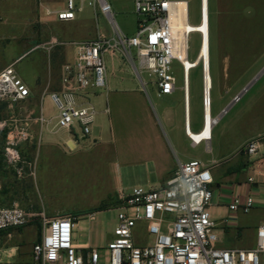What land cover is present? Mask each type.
<instances>
[{
  "label": "built area",
  "instance_id": "1",
  "mask_svg": "<svg viewBox=\"0 0 264 264\" xmlns=\"http://www.w3.org/2000/svg\"><path fill=\"white\" fill-rule=\"evenodd\" d=\"M86 7L104 17L113 37L99 35L94 40L71 43L75 49L74 61L62 69L61 89L49 94L56 108V127L76 133L79 140L91 135L97 110L89 100V92L106 88L104 56L120 53L131 64L142 86L148 85L143 81V75L152 79L150 84L157 89L159 96H170L176 91L173 64H179L188 138L193 145L204 144L208 147L212 137L204 136L203 132L207 126L213 131L227 111L225 108L213 116L212 102L206 93V82L210 75L209 0H200L197 25L190 24L189 1L134 0L138 23L133 37H127L120 31L109 0H64V7L55 14L60 22H73ZM186 24L192 27H186ZM180 33L184 36L183 43L179 39ZM192 35H198L200 39L198 54L193 61L189 60ZM208 39L209 49L205 55L203 48ZM197 67L201 69L203 124L201 130L196 132L199 137L195 140L188 128L189 74ZM246 90H242L234 101L238 102ZM29 96V88L14 65L0 71V105L12 107L26 101ZM36 121L40 126L48 124L42 115ZM12 124L4 154L9 156L12 163H16L19 154L11 149L21 142L32 143L34 135L29 127L30 122L15 123L13 120ZM5 128V125L1 126V129ZM263 147L264 136L257 137L248 141L240 154L250 160L257 157ZM263 167L255 164L249 167V184L257 183L256 176L262 173ZM17 171L20 173L21 169ZM212 183L210 168L200 160H192L180 164L164 186L156 189L136 186L131 188L129 194L122 192L116 207L113 238L104 251L75 245L74 217H48L42 212L36 214L27 211L17 203L2 206L0 244L2 232L25 228L38 221L41 234L32 248L36 264H263L264 225L257 228L256 244L252 250L221 249L217 246V224L209 213ZM254 206V198L247 196L244 201L236 198L229 209L247 214ZM142 224L152 237L151 244L146 246H138L134 241V230Z\"/></svg>",
  "mask_w": 264,
  "mask_h": 264
},
{
  "label": "crops",
  "instance_id": "2",
  "mask_svg": "<svg viewBox=\"0 0 264 264\" xmlns=\"http://www.w3.org/2000/svg\"><path fill=\"white\" fill-rule=\"evenodd\" d=\"M43 3L41 1L42 5ZM93 13L95 19L101 16L94 11ZM7 14L12 16L16 13L10 8ZM35 20L42 30L40 32L42 43L34 39V34L8 31L13 23L0 24L2 26H0V40L5 37L11 39V42L5 44L0 51V56L5 55L9 45L20 47L25 39L35 43L28 51L19 54L18 58L3 60L0 63V71L10 65L15 67L16 63L30 51L43 49L50 59V64L43 73L29 74L15 67L18 75L29 88L30 96L26 101L16 105L19 110L14 108L15 106L0 105V110H8L11 114L9 119L0 122V135H8L9 131L2 130L12 128L13 120L15 123L30 122L29 127L34 135L32 143L21 142L11 149L19 154V160L16 163L0 160V207L17 203L27 211L36 214L42 212L48 217H53V214L49 215L46 212L48 208L45 204H41L39 197L35 198L30 194L35 192V182L40 175L45 181L48 176L57 173L44 168L40 169L41 164L44 167L49 166L54 164L52 159L64 157L66 159L65 173L75 177L77 181L91 183V191L98 200L97 204L91 208L93 212L63 215L76 218L75 229H77L82 217H92L116 209L122 192L129 194L131 188L136 186L154 189L164 186L174 176L180 164L200 160L195 158L194 151L201 146L207 147L204 144L193 145L188 138L181 87L177 86L176 91L170 96H159L157 89H153V85L148 91L147 88H143L139 79L141 86L134 79H126L123 75L128 72L122 65V61L126 59L120 53L104 56L106 88L104 98L102 95H96V102L93 103L97 115L92 125L91 135L84 140H79L76 133L59 130L56 127L57 113L54 104L50 99L55 112L46 114L44 101L48 94L61 89L62 69L65 65L73 63L75 49L71 44L59 45L60 38L52 36L54 35L52 31L57 29V24L62 23L57 20L56 14H53V17H47L42 13ZM73 22L78 21L76 19ZM81 25L79 24V29L85 32V36L95 35L94 29L87 30ZM97 35L113 37L112 32L99 30ZM107 58L108 61H106ZM8 62L11 64L3 67V63ZM119 74L122 76L120 77ZM41 115L48 120V124L41 126L38 124L36 119ZM188 122L191 133H196L194 131L200 127V122L192 117L190 98ZM3 125L6 126L5 129H1ZM45 135L47 137L56 135L58 138L53 140L46 138L44 143ZM253 136L255 137L252 139L262 137L264 131H257ZM211 137H213V131ZM200 161L204 164L202 160ZM228 164L222 171H217L216 166L204 164L210 168L213 177V183L210 186L213 196L209 213L211 219L217 224L215 229L218 236L217 246L221 249L252 250L256 244L257 228L264 225V167L262 173L256 176L257 183L249 184L247 178L252 164L264 165V147L257 157L249 160L245 155L239 154L233 164ZM18 169H21L20 173ZM247 196H252L255 201V206L249 213L230 211L229 206L236 198L244 201ZM37 198L40 205L37 203ZM35 203L37 206H34ZM105 204L108 206L100 210ZM57 215L60 214H55ZM36 226L35 234L38 237L34 238V245L40 236V225L35 222L25 228L2 232L1 242L5 236L11 238L14 231L28 232L30 227L36 228ZM27 237L31 236L27 235ZM112 238L113 230L110 232L109 241ZM74 243L80 248L89 247L86 246L87 243L77 241V232H74ZM2 259L3 254L0 253V263Z\"/></svg>",
  "mask_w": 264,
  "mask_h": 264
},
{
  "label": "rangeland",
  "instance_id": "3",
  "mask_svg": "<svg viewBox=\"0 0 264 264\" xmlns=\"http://www.w3.org/2000/svg\"><path fill=\"white\" fill-rule=\"evenodd\" d=\"M185 1H189L190 24L197 25L200 19V0ZM109 3L112 5L114 19L120 31L127 37L135 36L138 19L134 13V0H109ZM62 7H64L62 0H0V24L13 23L8 31L34 34V39L42 43L43 39L40 37L42 30L35 18L40 17L42 13L47 17H53L55 11ZM10 8L16 13L15 15L7 14ZM10 18L13 19L10 20ZM77 21V23L57 24V29L52 31L54 34L52 36L60 38L59 45L97 39L98 30L111 33L110 25L101 16L95 19L91 8L86 7L82 13H78ZM209 21L210 74L213 83V89L211 84L212 115L217 116L225 108L227 111L214 128L210 145L207 148L204 146L197 148L194 154L195 158L202 160L204 164L216 166L217 171H222L227 167V163L233 164L237 160L246 143L255 137L253 134L264 131V0H209ZM79 24L85 26L82 27L84 29H94L95 35L85 36V32L79 29ZM206 41L209 49V39ZM9 42L11 39L7 37L0 40V51ZM33 45L35 43L26 39L20 47L9 45L5 55L0 56V63L3 60L18 58L19 54L28 51ZM199 46L198 35H192L189 41V60L193 61L196 58ZM10 64L3 63V67ZM49 64L48 54L43 49H39L27 53L15 67L29 74L43 73ZM122 65L128 72L123 77L128 80L134 79L140 85L131 64L123 60ZM173 73L177 79V86L181 87L182 71L176 62L173 64ZM119 76L122 75L119 74ZM189 78L191 114L193 119L200 122L201 127L203 115L200 67L190 71ZM142 79L148 83L143 88L149 91L152 88L150 84L152 79L147 75H143ZM244 89L247 90L239 101L235 102L234 99ZM89 94V100L94 103L96 95H102L104 98L105 90L90 91ZM14 106L16 108V105ZM44 106L46 114L55 112L49 94L45 98ZM10 117L8 110H0V122ZM200 127L194 132L199 131ZM2 131H9V127ZM46 138L53 140L58 136L45 135L44 143ZM6 143L7 135H0V160L4 162L10 161L9 156L4 154ZM52 161L54 164L45 167L41 164L40 169L44 168L57 173L48 176L45 181L40 175L35 182L36 190L30 195L39 197L41 204H45L48 208L46 212L49 215L53 214V217L93 212L91 208L97 204L98 200L91 191V183L77 181L75 177L67 175L64 157H57ZM37 203L39 204L38 198ZM34 206L37 204L35 203ZM107 206L105 204L100 210ZM57 213L60 215L55 216ZM116 216L117 210L112 209L92 217H82L77 229L74 230L77 232V241L87 243L86 246L90 248L104 251L110 242L109 236L114 229ZM35 223L40 225L38 221ZM35 229L37 226L30 227L28 232L14 231L11 238L5 236L0 244V253L3 254L0 264H36L32 255L34 238L38 237ZM134 241L138 246L151 244L152 237L147 234L144 224L134 230Z\"/></svg>",
  "mask_w": 264,
  "mask_h": 264
},
{
  "label": "bare ground",
  "instance_id": "4",
  "mask_svg": "<svg viewBox=\"0 0 264 264\" xmlns=\"http://www.w3.org/2000/svg\"><path fill=\"white\" fill-rule=\"evenodd\" d=\"M182 10H180V12H181ZM187 25L189 26V27H192L190 24H186V27H187ZM184 37V36H183ZM182 37V34L180 33V41L183 43V41H184V38ZM207 49H208V46H207V41H205V43H204V48H203V52H204V54L206 55V53H207ZM211 75V74H210ZM208 76V80H207V82H206V93H208L209 94V99H211L210 97H211V91H212V89H211V84H212V79H211V76ZM208 121H209V123H212V121H211V119H208ZM188 128H189V133L193 136V138L195 139V140H197V138L199 137V136H197L196 135V133H191V131H190V126H189V122H188ZM203 135L204 136H208V135H212V131H210V126H207L206 127V130L203 132Z\"/></svg>",
  "mask_w": 264,
  "mask_h": 264
}]
</instances>
